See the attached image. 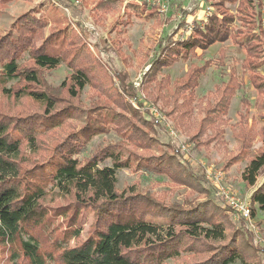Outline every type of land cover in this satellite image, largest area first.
<instances>
[{
  "label": "trees",
  "instance_id": "16d2710c",
  "mask_svg": "<svg viewBox=\"0 0 264 264\" xmlns=\"http://www.w3.org/2000/svg\"><path fill=\"white\" fill-rule=\"evenodd\" d=\"M116 1L99 0L95 7L97 10L109 13L116 8ZM204 2L209 6V16L194 24L183 37L166 38V40L170 39L167 50H164L165 40L159 41L155 51L166 54L172 49L169 54L180 57L174 59L176 62L177 59L189 61V55L196 58L197 50L207 51L216 43L230 41L242 48L245 51V58L241 70L248 84L256 92L255 109L259 118L264 121V75L258 71L264 65L263 1L204 0ZM227 4L235 6L234 13L228 9ZM143 5L141 12L146 17L162 13L159 4L147 5L145 2ZM180 13L182 18L178 21L179 28L186 26L183 18L185 12L180 11ZM217 17L220 18L219 21ZM21 20L27 21L25 31L31 36L19 40L21 43L26 42L24 45L16 41L0 45V49L3 47L1 51H4L0 53L6 59L0 62V91L4 95L13 93V98L16 100L28 98L40 105L43 113L35 116L21 112L15 115L0 113V243L7 247L17 245L27 264L56 262L57 264H163L167 260L177 258L183 251L206 254L204 259L191 264H260L253 262L248 256H243L240 244H236V239L241 234L236 236L228 234L224 222L213 218L214 208L212 209V205L209 206L210 202L190 206L184 212L175 209L166 214L167 219L162 218L164 215L156 212L157 208L149 202L135 207L132 205V196L127 198L118 196L115 189L116 171L129 168L130 165L126 161L119 160L118 154L112 150V147L106 148L84 163L74 159L75 153L83 143L88 142L104 129L107 116L84 127L82 144L72 146L70 143L75 139L69 136V139L55 147V150L44 159L36 162L26 160L23 147H26L31 154H37L39 145L36 136L42 129L28 128L26 123L19 124V122L29 117L31 121L33 117L41 127L51 114L56 117L67 113V106L57 109L56 93L47 90L50 88L41 79L43 70L55 69L63 63L68 65L72 71L65 89L70 96L67 98L69 101L78 103V95L87 86L95 88L96 95L93 101L97 102L99 99L107 101L109 97L103 92L117 84L120 87V96L128 97L140 106L142 104L138 102L137 91L126 84L120 75L115 74V84L103 73V68L89 52L86 36L80 33H60L51 46L31 50L33 61L31 68H20L17 55L30 47L32 34L40 33L35 25L29 28L31 21H37L28 15L18 21ZM48 43L50 44L51 41ZM225 54L223 49L218 53L220 65L224 63ZM171 65L161 64L166 68ZM209 65V61L198 67L190 65L187 73L172 84L170 78L166 76V80L156 81L152 85L153 79L146 75L140 88L147 102L148 98L154 101L164 99V106L170 107L168 116L172 119L174 128L183 133L190 131V120L193 118L195 108L201 106L204 117L192 137L205 136L204 141H196L199 148H207L210 143L223 144L220 140L223 135L221 127L228 123L225 117L230 101L243 85L236 70L232 68L225 82L205 97L197 99L194 95L195 89ZM22 81L25 86L14 90L4 86ZM165 90H167L164 95L166 98L161 96ZM248 105L247 101H242L245 110L241 116L245 121L236 136L241 142L240 152L244 151L247 147H244L245 144L249 145L255 136H261L260 151L247 161L241 174L242 181L253 187L257 179L264 174V128L256 132L254 121L250 119L248 124L246 119ZM141 113L147 115V112ZM108 117L109 123H114L116 120L114 116ZM63 118L64 116L60 118L61 122ZM137 145L141 149L150 148L145 142H137ZM161 158L164 159L162 154L160 157L154 155L148 158L141 157L139 161L147 164H138L137 168L159 172L174 167L172 163H167L168 160ZM105 159L111 160V167L100 165ZM25 165H29L30 168H25ZM53 195L70 197L72 203L81 207L87 204L96 205L95 226L83 240H80L82 226L79 220V208L73 209L68 216L62 210L50 211L43 203L47 197ZM251 202L259 210L264 211V182L252 193ZM57 215L68 222L61 235L51 244V249L57 253L56 259L49 254V250L42 249L41 239L46 233L50 234V221ZM158 217L160 218L157 219ZM250 235L248 232L243 234L247 244L251 240ZM76 241L78 243L73 247L69 246ZM183 242H186L184 247H182Z\"/></svg>",
  "mask_w": 264,
  "mask_h": 264
},
{
  "label": "rangeland",
  "instance_id": "374dc122",
  "mask_svg": "<svg viewBox=\"0 0 264 264\" xmlns=\"http://www.w3.org/2000/svg\"><path fill=\"white\" fill-rule=\"evenodd\" d=\"M156 1L117 0L114 11L108 13L96 9L95 6L99 0H0V45L10 41H16L20 45L26 44L19 40H25L26 37L31 36L25 31L27 21L18 20L28 15L37 21L30 20L29 28H33L35 25L40 33L32 34L30 47L17 55L20 68H31L33 66L31 50L51 46L60 33H80L86 36L89 52L103 68V73L115 84V74L120 75L126 84L137 91L138 102L142 104L140 106L128 97L120 96V87L117 84L103 92L109 97L107 101L100 99L97 102L93 101L96 91L91 86H87L78 95V103L69 101L67 98L70 96L65 89L72 71L68 65L63 63L55 69L43 70L41 79L50 88L47 90L56 93L57 109L67 106V113L56 117L51 114L41 127L33 117H31V121L29 117L19 122V124L26 123L28 128L42 129L36 136L39 145L37 154H31L26 147H23L26 160L36 162L44 159L55 150V147L57 148L69 139V136L75 139L70 143L72 146L82 144L84 127L90 123L93 124L96 120L101 121L107 116L104 121V129L88 142L83 143L79 151L75 153L74 159L84 163L92 156L112 147V150L118 154L119 160L126 161L130 165L129 168L116 171L115 189L118 196L126 198L132 196V205L135 207L149 202L157 208L156 212L162 213L164 215L162 218L166 219V214L168 215L175 209H181L184 212L190 206L204 205L210 202L209 206L212 205V209L214 208L213 218L216 221L224 222L228 234L235 236L241 234L235 239L237 240L236 244L241 246L243 256H248L253 262L262 264L264 260V211L252 204L251 195L264 182V174L257 179L253 187L245 184L241 178L247 161L260 151L262 139L261 136H255L249 145L245 144L244 147H247L244 151L240 152L241 142L236 136L245 121L241 116L245 110L242 101H247L249 104L246 117L248 124L250 119L253 120L256 132L264 128V121L259 118L254 105L256 92L248 84L247 78L241 70L245 51L227 41L216 43L204 52L197 50V57L189 55V61L177 59L176 62L174 59L180 57L169 54L172 49L168 50L166 54H161L160 51L156 52L159 41L165 40L164 50H167L170 39L166 40V38L170 36L183 37L198 22L195 19L190 22L188 27L179 28L177 8L190 7L194 12H203V15L207 8L202 0H184L183 4L179 6L177 2L179 3L181 0H159L158 4L164 7L163 12L146 17L141 12L143 3L146 2L148 5L155 2L157 4ZM226 6L234 13L235 6L229 4ZM217 18L219 21L220 18ZM221 49L226 53L223 65L218 63V53ZM1 52L4 53V51ZM4 60H6L5 57H2L0 53V62ZM206 61H209L210 65L199 79V85L195 89L194 95L197 99L205 97L225 82L232 68L236 70L243 85L230 101L225 117L228 123L221 127L223 135L220 140L223 144L210 143L207 148H199L196 141H204L205 136L192 137L194 133L196 134L199 123L204 117L201 106L195 108L193 118L190 120V131L183 133L174 128L172 119L168 116L170 107L164 106V99L154 101L148 98L147 102L140 92V88L146 75L153 79L152 85L156 81L166 80V76L170 78L172 84L187 73L190 65L198 67ZM161 64L172 65L166 68ZM258 71L264 75V65ZM64 83L65 85H63ZM4 86L14 90L25 86V83L22 81ZM166 91L162 92L161 96L165 97ZM18 112L35 116L38 113H43V108L28 98L16 100L13 98V93L4 95L0 91V113L15 115ZM141 112H147V115ZM62 116L64 118L61 122ZM108 116L116 118L114 123H109ZM123 133L124 135H122ZM137 142H145L146 146L150 145V148L141 149ZM161 154L164 156V159H161L168 160L167 163H172L173 168H166L159 172L137 168L138 164H147V162L139 161L141 157L148 158L152 155L160 157ZM100 165L111 167L112 163L110 159H105ZM24 167L30 168L29 165ZM214 177L219 178L221 186L228 193L243 201L250 208V213L251 211L253 213L251 215L252 222L256 227L255 234L249 232L238 214L216 196V190L212 183ZM43 204L50 211L62 210L67 213V216L73 209L79 208V220L82 226L80 240H83L95 226L96 205L87 204L81 207V205L72 203V198H64L60 195L47 197ZM209 214L212 213L209 212ZM67 222L68 220L61 218L60 215L55 216L50 221V234L46 233L41 239L42 249L49 250V254L53 258H56L57 253L51 249L52 241L61 235ZM246 232L251 234L249 244L244 241L243 234ZM77 243L78 241L72 242L69 246L73 247ZM185 245L186 242H183L182 247ZM205 257L206 254L183 251L177 258L167 260L163 264H191ZM0 264H27V260L17 249V245L7 247L0 243Z\"/></svg>",
  "mask_w": 264,
  "mask_h": 264
},
{
  "label": "built area",
  "instance_id": "2783aa9c",
  "mask_svg": "<svg viewBox=\"0 0 264 264\" xmlns=\"http://www.w3.org/2000/svg\"><path fill=\"white\" fill-rule=\"evenodd\" d=\"M156 3H159V0L156 1ZM155 4V2H153ZM162 7V6H161ZM164 7L161 8V12H163ZM210 9H206V14L209 15ZM264 25V22H263ZM212 183L214 184L215 190H216V196L223 201L229 208H231L233 211H235L240 219L245 223L246 228L249 232L255 234L256 233V227L252 222V216L250 213V208L240 199L235 198L232 196L228 191H226L222 186L221 182L218 177H214L212 180ZM264 264V260L262 262Z\"/></svg>",
  "mask_w": 264,
  "mask_h": 264
},
{
  "label": "crops",
  "instance_id": "0c3cea01",
  "mask_svg": "<svg viewBox=\"0 0 264 264\" xmlns=\"http://www.w3.org/2000/svg\"><path fill=\"white\" fill-rule=\"evenodd\" d=\"M263 1V0H262ZM183 2H184V0H181L179 3L177 2V5L179 6V5H182L183 4ZM202 2H203V4L205 5V7L207 6V8L209 9V6L204 2V0H202ZM206 8V9H207ZM189 9H191V10H189ZM183 11V12H185V16L183 17L184 19H185V21H186V27H188V25H190V22L192 21V20H195V19H197L198 21L199 20H203V19H205V18H207V16H209V15H207L206 13H205V15H203V12H194V11H192V8H190V7H179V8H177L176 9V11H178L179 12V19L180 18H182V15H181V13H180V11ZM170 13V12H169ZM210 14V13H209ZM262 27H263V29H264V25H263V22H264V1H263V9H262ZM185 30H186V28H185ZM184 33V32H183Z\"/></svg>",
  "mask_w": 264,
  "mask_h": 264
}]
</instances>
